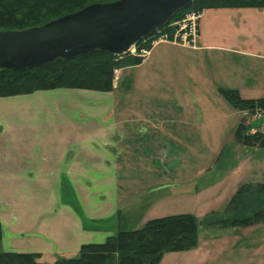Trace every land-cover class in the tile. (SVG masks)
Listing matches in <instances>:
<instances>
[{
	"label": "crops",
	"instance_id": "1",
	"mask_svg": "<svg viewBox=\"0 0 264 264\" xmlns=\"http://www.w3.org/2000/svg\"><path fill=\"white\" fill-rule=\"evenodd\" d=\"M239 18L244 25L236 24ZM189 40L181 43L192 47L156 42L132 69L142 68L141 85L135 74L124 96L105 92L121 95L117 103L99 104L100 92L86 89L90 95L78 98V106L54 110L64 113L62 121L0 117L2 250L35 252L46 261L74 255L82 244L111 235L117 212L172 186L181 161L209 157L213 114L179 99L196 94L202 81H224L241 95L263 90L264 8L203 9ZM177 47L188 50L180 56ZM237 116L232 104L221 109L216 129L238 124ZM22 129L29 131L24 139ZM221 239L208 247L210 258L223 252ZM237 242L225 264H248L244 252L255 247L237 249Z\"/></svg>",
	"mask_w": 264,
	"mask_h": 264
},
{
	"label": "rangeland",
	"instance_id": "2",
	"mask_svg": "<svg viewBox=\"0 0 264 264\" xmlns=\"http://www.w3.org/2000/svg\"><path fill=\"white\" fill-rule=\"evenodd\" d=\"M193 12L199 13L200 10L188 9L186 13L180 16L181 18L170 21L171 24L167 30L161 31V34H167L169 40L192 47L187 43H181L185 41L182 36L187 37L188 40L190 33L185 36L184 29H182L183 22L178 24L177 21L186 19ZM220 23L228 25L229 20L226 19ZM236 24L244 25L240 18L236 21ZM155 38L158 40L157 36L153 35L151 38L144 40L143 43H147L149 47H152L155 44L152 43ZM147 45H138L136 49L144 48L147 51L149 49ZM202 48V50H205L204 47ZM176 49L180 56L188 50L184 47H177ZM135 56L142 58L144 55L138 53ZM127 61H124L121 66L119 65L113 70L114 79L111 92H118L122 96L125 95L123 91L131 88L135 74L136 84H142V68L140 67L137 72L132 70L141 63L131 65L126 64ZM201 85L202 87L198 89L196 94L182 95L179 101L182 106H194L197 111L203 114L205 112L213 114L212 131L207 129V132H212L208 147L212 150L210 155H212L211 160L213 161H206L210 155L203 162L197 160L184 163L181 161L176 176L173 177L175 183L172 186L166 187L162 193L157 190L155 193L151 192L147 196L144 195V200L140 206L117 212L119 214L116 215L115 221L117 226H119L118 221L121 220L122 227L132 229L141 227L147 219L168 214L191 213L198 221L209 214L211 218L198 225L197 246L188 250L168 251L161 257V264H225L234 250V240L237 237V249L243 247L247 249L252 245L255 247L244 252L248 254L244 256L248 264H264V216L262 214L255 216L252 221L243 225H233L232 222H225L220 225L210 223L212 218L222 220L230 213H235L230 212L227 206L231 197L239 188H242L246 193L238 201V209L244 208L243 213L237 212L238 219L253 216L257 211L264 213V147H261L255 141L247 144L243 140L244 143H242L237 141L235 137L236 128L238 127L243 136H249L248 139H251L250 135L253 132L250 129L253 126V119H251L253 108L237 109L233 106L237 110L238 124L223 125L219 128L223 131H218L216 128L220 124L217 117L220 115V110L231 105L221 92V87L227 86L224 81H202ZM78 89H81L79 91L85 90L87 93L78 95V93H74V91H77L76 88L56 87L24 94L0 96V109L4 111V113H0V117L3 120L14 117L26 123L62 121L64 120V113L61 110H59L60 113H57L54 111L55 109L67 105L78 106V98L85 100L90 95L89 91L91 89L89 91H86L85 88ZM98 92L100 93L96 95L100 98L99 104L102 105H109L110 99L111 104L114 101L117 103L121 97L118 93L116 95L112 94V96L105 93L110 91ZM241 96L244 98L247 96L251 98L262 97L264 96V88ZM11 110L13 112H8ZM28 133V130H20V138L24 139V135L28 136ZM11 137L9 134L5 135L6 139ZM261 137L264 138V135ZM218 150L219 152L216 154ZM250 185H254V187L250 188ZM254 209H257V211L252 213ZM117 226L113 228L111 234L117 230ZM221 237V250L223 252L219 254V251H216L210 258V254L207 252L208 247L213 244L217 246Z\"/></svg>",
	"mask_w": 264,
	"mask_h": 264
},
{
	"label": "trees",
	"instance_id": "3",
	"mask_svg": "<svg viewBox=\"0 0 264 264\" xmlns=\"http://www.w3.org/2000/svg\"><path fill=\"white\" fill-rule=\"evenodd\" d=\"M106 1L113 0H0V29L27 28L76 11L89 3ZM246 7L264 8V0H196L176 13L171 22L181 18L180 16L188 9L201 11L207 8ZM168 26L166 25L163 30H167ZM143 42H139L137 46L147 45ZM147 47L151 48L149 44ZM126 60H128L126 64L137 65L142 62L143 57L135 56L131 51L123 55L96 51L71 60H59L22 71L0 69V96L56 87L111 91L113 70ZM221 92L237 109L249 107L254 111L257 106L264 107V96L244 98L239 90L226 87H221ZM262 135H264L262 131L253 132L250 135L251 139H248L249 136H243L238 127L235 132L237 141L242 143L245 141L247 144L255 141L264 147ZM249 187L253 188L254 185ZM245 193L239 188L231 197L227 209L235 213H230L222 220L212 218L210 223L220 225L232 222L233 225H243L252 221L255 216L260 214L264 216L263 212L254 209L252 213L257 212L253 216L238 219L237 212H244V208L238 209V201ZM210 218L207 214L198 221L191 213L168 214L147 219L141 227L132 229L122 227L119 219L117 230L104 241L84 243L76 254L59 257L54 261H45L35 252L2 250L0 222V264H161V257L168 251L195 248L198 225Z\"/></svg>",
	"mask_w": 264,
	"mask_h": 264
},
{
	"label": "water",
	"instance_id": "4",
	"mask_svg": "<svg viewBox=\"0 0 264 264\" xmlns=\"http://www.w3.org/2000/svg\"><path fill=\"white\" fill-rule=\"evenodd\" d=\"M196 0L93 2L22 29H0V69L27 70L96 51L123 55Z\"/></svg>",
	"mask_w": 264,
	"mask_h": 264
},
{
	"label": "built area",
	"instance_id": "5",
	"mask_svg": "<svg viewBox=\"0 0 264 264\" xmlns=\"http://www.w3.org/2000/svg\"><path fill=\"white\" fill-rule=\"evenodd\" d=\"M201 15H202L201 11L199 13L193 12V13H190L186 19H183L181 21H179V20L177 21L178 24L183 22L184 25H183L182 29H184L185 36L186 35L188 36L189 33H190V37H193L194 35L197 34L198 21H199ZM161 31H163V30H158L153 35L157 36L159 41L160 40H169L167 34H161ZM151 37H149V38H151ZM182 37L185 40L184 42L190 41L189 40L190 37L188 38V40H187V37H184V36H182ZM158 40L155 38V40H153L152 43H156ZM131 52L134 55H136L138 53H140L141 55H145L147 53V51L144 48H140V50H139V49H136V46H134L131 49ZM251 119H253V123H252L253 126L250 130H252V132H256V131L264 132V107H260V106L255 107L254 111L252 113Z\"/></svg>",
	"mask_w": 264,
	"mask_h": 264
},
{
	"label": "bare ground",
	"instance_id": "6",
	"mask_svg": "<svg viewBox=\"0 0 264 264\" xmlns=\"http://www.w3.org/2000/svg\"><path fill=\"white\" fill-rule=\"evenodd\" d=\"M195 11H197V10H195Z\"/></svg>",
	"mask_w": 264,
	"mask_h": 264
}]
</instances>
